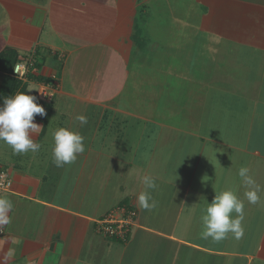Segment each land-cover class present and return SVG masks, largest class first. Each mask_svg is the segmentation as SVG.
Instances as JSON below:
<instances>
[{
    "label": "crops",
    "instance_id": "crops-1",
    "mask_svg": "<svg viewBox=\"0 0 264 264\" xmlns=\"http://www.w3.org/2000/svg\"><path fill=\"white\" fill-rule=\"evenodd\" d=\"M31 55L58 93L33 121L39 151L0 141L14 180L0 264H264V0H0V106L12 61ZM61 127L85 152L57 167ZM145 175L151 210L138 203ZM227 189L244 201V234L204 239L205 200ZM125 208L138 213L126 241L98 234Z\"/></svg>",
    "mask_w": 264,
    "mask_h": 264
},
{
    "label": "clouds",
    "instance_id": "clouds-1",
    "mask_svg": "<svg viewBox=\"0 0 264 264\" xmlns=\"http://www.w3.org/2000/svg\"><path fill=\"white\" fill-rule=\"evenodd\" d=\"M36 115L45 117V108L39 104L38 96L28 95L26 92H18L13 96L3 99L0 106V141L9 145L14 154L35 153L39 151L40 144L33 141L32 134L41 126L35 124ZM76 119L81 126L86 125L88 120L84 115H79ZM54 146L52 148L53 162L57 167L74 163L78 154L85 152L84 137L79 131L69 128H58L51 133ZM217 149H210V159L215 160ZM208 161L209 157L204 155ZM219 163V162H218ZM237 175L241 184L248 188L244 196L251 204H256L260 197L261 186L256 183L250 175V168L240 167ZM144 190L138 196V203L143 209L151 210L155 207V200L152 191L157 188L155 178L150 175L142 177ZM13 209V203L7 197H0V225L10 222L9 213ZM236 215L233 216L232 214ZM201 220L203 231L201 236L204 239L211 237L215 241H220L229 233L236 239L244 234L242 222L244 220V201L241 200L235 189H227L216 193L211 203L205 200V206L201 209Z\"/></svg>",
    "mask_w": 264,
    "mask_h": 264
},
{
    "label": "built area",
    "instance_id": "built-area-1",
    "mask_svg": "<svg viewBox=\"0 0 264 264\" xmlns=\"http://www.w3.org/2000/svg\"><path fill=\"white\" fill-rule=\"evenodd\" d=\"M39 62L35 55L28 56L24 60L18 61L11 72V77L20 81L22 84L33 83L38 86L36 96L38 101L51 104L57 95L58 84L55 77L48 81L45 78L37 81L35 78L40 74ZM13 177L9 170L0 167V196L10 193L13 188ZM123 217H115L110 213L103 220L97 222L98 234L111 240L126 241L136 225L138 213L131 208L123 209Z\"/></svg>",
    "mask_w": 264,
    "mask_h": 264
},
{
    "label": "trees",
    "instance_id": "trees-1",
    "mask_svg": "<svg viewBox=\"0 0 264 264\" xmlns=\"http://www.w3.org/2000/svg\"><path fill=\"white\" fill-rule=\"evenodd\" d=\"M12 62L13 63H12V67H11V70H10L11 72H12V70L14 68V65L16 64V60H13ZM13 80H14L13 81V85H12V87L10 89L9 94H8L9 96H13V95H15L18 92H26V94H28L27 88L25 86L21 85L22 83L20 81H18L16 79H13ZM9 96H7V97H9ZM38 102H39V104H41L45 108V111H46V113L48 115V112H49L48 111L49 110L48 105L43 103V102H40V101H38ZM47 115L45 117H41L40 115H36L34 119H47V117H48Z\"/></svg>",
    "mask_w": 264,
    "mask_h": 264
},
{
    "label": "rangeland",
    "instance_id": "rangeland-1",
    "mask_svg": "<svg viewBox=\"0 0 264 264\" xmlns=\"http://www.w3.org/2000/svg\"><path fill=\"white\" fill-rule=\"evenodd\" d=\"M145 33H146V32H145ZM143 40H145V36H143ZM50 77H51V76H50ZM30 89H31V91L34 92L33 94L36 95V92H37V91H35V90H36V87H35L34 85H31V86H30ZM1 196H2V195H1ZM1 196H0V197H1Z\"/></svg>",
    "mask_w": 264,
    "mask_h": 264
}]
</instances>
